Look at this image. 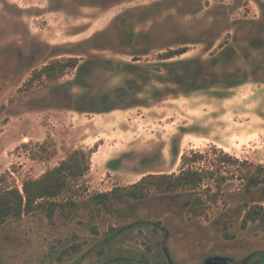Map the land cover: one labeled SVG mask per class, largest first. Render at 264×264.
<instances>
[{"label":"rangeland","instance_id":"rangeland-1","mask_svg":"<svg viewBox=\"0 0 264 264\" xmlns=\"http://www.w3.org/2000/svg\"><path fill=\"white\" fill-rule=\"evenodd\" d=\"M72 58L59 79L36 74ZM96 144L78 182L90 193L178 173L184 154L212 146L264 165V0H0L7 185ZM240 188L225 184L209 219L187 216L190 192L111 201L95 220L88 197L68 220L25 215L0 228V264H244L264 253V232L241 228L264 186Z\"/></svg>","mask_w":264,"mask_h":264},{"label":"trees","instance_id":"trees-1","mask_svg":"<svg viewBox=\"0 0 264 264\" xmlns=\"http://www.w3.org/2000/svg\"><path fill=\"white\" fill-rule=\"evenodd\" d=\"M77 65V59H67L47 65L36 74L46 78L48 82L54 81L67 71L74 70ZM23 147L27 148L28 145L24 143ZM98 147L96 144L90 151H74L39 178L23 181L21 188L8 186V173L0 174V228L10 220H19L36 212H44L51 222L57 212L68 220L81 210L80 200L86 197L90 203L91 220H95L102 215L105 203L142 201L151 194L168 195L178 192H190L193 195L186 209L190 219H209L210 212L223 202V187L231 180H238L241 191L246 194L264 186V165L240 160L212 146V152L192 151L184 154L178 173L148 174L129 186L90 193L86 186H79L78 182L90 172L91 158ZM39 149L46 152V144H40ZM31 158L38 159L36 155ZM209 181L212 185L206 183ZM250 224H255L264 232V206H246L241 228L245 230ZM91 233L97 235L98 230L92 228ZM229 238L233 239L234 236L229 235Z\"/></svg>","mask_w":264,"mask_h":264},{"label":"flooded vegetation","instance_id":"flooded-vegetation-1","mask_svg":"<svg viewBox=\"0 0 264 264\" xmlns=\"http://www.w3.org/2000/svg\"><path fill=\"white\" fill-rule=\"evenodd\" d=\"M263 252H258V253H255L253 255H251L249 257V262L252 261V263L250 262V264H255V262H257L256 264H260L259 262H262V260L260 259H257L259 254H262ZM257 254V255H256ZM264 254V253H263ZM168 259H169V256L167 255ZM255 261V262H254ZM110 262V261H109ZM108 262V263H109ZM146 264H149V262L147 263V261H145ZM249 262L245 263V264H249ZM206 264H233L232 263V259H229L228 257L224 258V257H212V258H209L206 262ZM110 264H112V262H110ZM171 264H174L173 262H171ZM243 264V263H241Z\"/></svg>","mask_w":264,"mask_h":264}]
</instances>
